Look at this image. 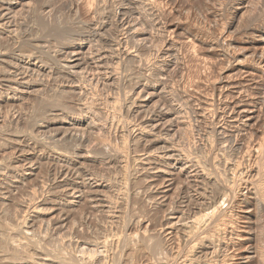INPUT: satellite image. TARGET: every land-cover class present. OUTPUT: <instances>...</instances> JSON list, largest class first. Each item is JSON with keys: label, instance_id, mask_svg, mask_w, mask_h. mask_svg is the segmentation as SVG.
Listing matches in <instances>:
<instances>
[{"label": "rangeland", "instance_id": "rangeland-1", "mask_svg": "<svg viewBox=\"0 0 264 264\" xmlns=\"http://www.w3.org/2000/svg\"><path fill=\"white\" fill-rule=\"evenodd\" d=\"M1 6L0 264H240L251 249L247 264H264V0ZM101 49V71L67 63ZM21 74L30 86L16 94L7 80ZM241 77L256 117L227 141L196 112ZM172 110L180 129L165 124ZM209 213L203 228L182 225Z\"/></svg>", "mask_w": 264, "mask_h": 264}, {"label": "bare ground", "instance_id": "bare-ground-1", "mask_svg": "<svg viewBox=\"0 0 264 264\" xmlns=\"http://www.w3.org/2000/svg\"><path fill=\"white\" fill-rule=\"evenodd\" d=\"M27 3H29V2H27ZM5 6V5H4ZM1 8H2V6H1ZM5 8V7H4ZM13 8V7H12ZM6 9V8H5ZM5 9H3L2 8V11L0 12V22H3V23H12V22H8L9 20H8V17H7V13H6V11L4 12V10ZM11 10V8H8V10ZM89 9H90V7H89ZM88 9V11H90ZM1 10V9H0ZM9 10V11H10ZM87 11V12H88ZM8 12V11H7ZM90 13V12H89ZM12 15V14H11ZM154 17V16H153ZM101 21V20H100ZM126 22V21H125ZM136 22V21H135ZM83 23V22H82ZM125 24V23H124ZM130 24H132V23H130ZM0 25H2V23H0ZM128 26H129V24H128ZM132 27V26H131ZM135 27V26H134ZM126 28V27H125ZM135 28H138V27H135ZM172 28H170L169 27V30L168 31H171L172 32V30H171ZM106 30V29H105ZM138 31V30H137ZM80 32V31H79ZM121 32V31H120ZM141 33V32H140ZM173 37V36H172ZM169 39V38H168ZM167 39V40H168ZM143 40V39H142ZM167 40H166V42H164L165 44H163V45H165L166 46V50H168L169 52L172 50V42H170V41H168L167 42ZM171 41H173V40H171ZM44 44V43H43ZM104 45V44H103ZM93 46V45H92ZM95 46V45H94ZM173 46H174V44H173ZM82 49V48H81ZM111 49V48H110ZM76 51H78V50H75V51H73L72 50V52H71V54H70V56H69V60H68V64H69V66L74 70H79L78 72H80V69H82L81 67L84 65H86V66H89V67H93V62H92V60H94V61H96V63L98 64V67H96V69L98 68V69H100V71H101V68L102 67H105V66H103V64H104V62L106 61V60H108L107 59V54H108V50H104V51H102V49L101 50H99L98 52H97V55H90L91 57H82V58H80V57H77V55H78V53H79V51L78 52H76ZM110 51V50H109ZM62 52V51H61ZM81 52V51H80ZM110 52H112V51H110ZM125 53H128L127 51L125 52ZM4 55V54H3ZM32 55V54H31ZM86 55V54H85ZM84 55V56H85ZM174 55V54H173ZM83 56V55H82ZM110 56V55H109ZM30 58V57H29ZM31 60V59H30ZM13 63V62H12ZM28 63V62H27ZM106 63H108V62H106ZM105 63V64H106ZM236 63L238 64H241V61L239 60V59H236ZM97 64H95V66L97 65ZM109 65V64H108ZM244 65V64H243ZM245 67V66H244ZM84 68V67H83ZM86 68H88V67H86ZM243 68V67H242ZM14 69V68H13ZM17 69V68H16ZM28 69V68H27ZM64 69V68H63ZM67 69V68H66ZM94 69V68H93ZM244 69H246V68H244ZM18 70V69H17ZM72 70V71H73ZM92 70V69H91ZM12 71V70H11ZM65 71V70H64ZM96 71V70H95ZM246 73H248V74H250L251 73V71H249L248 69L247 70H244ZM243 71V72H244ZM8 72V71H7ZM68 72V71H67ZM242 72V71H241ZM12 73V72H11ZM18 73V72H17ZM21 73H23V72H21ZM74 73H75V71H74ZM73 73V74H74ZM76 74V73H75ZM97 74V73H96ZM14 75H15V73H14ZM17 75V74H16ZM19 75V74H18ZM22 75V74H21ZM77 75V74H76ZM80 75V74H79ZM94 77V76H93ZM111 76H109V78H110ZM234 77V76H233ZM7 78V77H6ZM20 78V77H19ZM18 78V79H19ZM22 79H19V80H16V79H10L9 78V80H7V82H10L12 85H14L15 86V88H13L14 90H15V92H16V94L18 93V91L21 93V92H23V90H26L27 88H29V84H28V82L26 81V77H25V74H23L22 75V77H21ZM101 78V77H100ZM112 78H114V77H112ZM170 78V77H169ZM231 78V77H230ZM238 78V77H237ZM240 78V77H239ZM28 80V79H27ZM113 80V79H112ZM230 80V79H229ZM227 80V81H225L224 82V86L222 85V89L220 90L221 92L219 93L220 95H218L219 97L221 96L222 98L219 100V101H222L223 100V102H222V106H218L219 105V101H217V100H215V97H214V99H208V98H206V99H202L201 100V102L199 103V108H198V111L196 112L197 113V115H198V119L201 121V122H205V121H207L208 120V115L209 114H211V116H212V118H210V119H212V121H211V123L212 124H210V125H213V126H211V127H213V132H216L217 134H218V136H223V138L224 139H227V141L228 140H232L233 142H234V136L235 135H233L234 133H239V132H241V131H243V130H246V129H248V128H251V125H252V121L255 119V117H256V115H255V113H256V109L254 108L255 107V105L253 106V104H252V102L251 101H248V100H246V99H243V96H242V89L244 88V83H243V81L244 80H242V77H241V79H237V80ZM4 81V80H3ZM114 81V80H113ZM224 81V80H223ZM8 85H9V83H8ZM74 86V89H76L77 90V86H75V85H73ZM11 87V86H10ZM216 91V90H215ZM219 92V91H218ZM246 92V91H245ZM214 93V92H213ZM15 94V95H16ZM215 94V93H214ZM217 94V93H216ZM213 95V94H212ZM216 96V95H215ZM173 104V103H172ZM167 105V104H166ZM81 106V105H80ZM174 108V107H173ZM167 110V109H166ZM169 110V109H168ZM171 111V110H170ZM170 115V112H167V117ZM177 116V115H175V113L173 112V110H172V119H166V120H168L165 124L169 127V129H170V127H172V130L174 129V128H179V124H180V118L179 117H177L178 118V121H177V119L175 118V117ZM210 116V117H211ZM190 118V117H189ZM183 119V118H182ZM165 120V121H166ZM210 121V120H209ZM185 122V121H184ZM199 123V122H198ZM210 123V122H209ZM95 124V123H94ZM151 125V130H153L152 132H154V129L156 130V128H159L160 126H159V124L160 123H157L156 121H153L152 123H150ZM205 124V123H204ZM88 125V124H87ZM166 125H164L163 127H165ZM208 126H209V124H208ZM87 127V126H86ZM85 127V128H86ZM90 127V126H89ZM162 127V128H163ZM147 128H148V130H149V127H145V129L147 130ZM167 128V127H166ZM183 128V127H182ZM181 128V129H182ZM88 129V128H87ZM160 129V128H159ZM180 129V128H179ZM233 129V130H232ZM183 130H185V128L183 129ZM182 130V131H183ZM212 130V129H211ZM141 131H142V128H141ZM145 131V130H144ZM141 133H143V132H141ZM146 133V132H145ZM149 133V132H148ZM236 134V135H237ZM240 134V133H239ZM248 134V133H247ZM146 135V134H145ZM181 136V135H180ZM201 137V136H200ZM222 138V139H223ZM223 139V140H224ZM198 140V139H197ZM156 143H161V144H166L167 145V139H165V138H161V136H160V138H158V139H156ZM225 143H226V141H225ZM241 145V144H240ZM235 147H238L239 146V144L237 143V144H235L234 145ZM164 147V146H163ZM168 147V146H167ZM169 148V147H168ZM168 148H167V150H168ZM162 149H164V148H162ZM238 149V148H237ZM257 149V148H256ZM164 151V150H163ZM172 151V153H170ZM175 153V154H174ZM167 154L169 155V154H172V159H174L176 162H181V160L183 159L182 157H180V155L179 154H177L176 153V149L174 148V149H172V150H168V152H167ZM83 155V154H82ZM235 155V154H234ZM81 156V155H80ZM163 156H165V155H163ZM231 156V155H230ZM79 157V156H78ZM169 157V156H168ZM186 158V157H185ZM152 159V158H151ZM149 161V160H148ZM159 162V161H158ZM149 163H151V162H149ZM81 164V163H80ZM154 164V163H153ZM153 164H152V166H153ZM192 164V163H191ZM155 166H156V164H155ZM158 166V165H157ZM173 166V165H172ZM194 166V165H193ZM193 166L192 165H188V164H185V166H183V167H181L180 168V170L182 171V172H185V173H188V175L189 174H192L193 176H197V177H199V178H201V179H203V178H205L206 179V174H205V172H202V171H200L199 169H197L196 167V169L194 168L193 169ZM155 168H157V167H155ZM154 168V169H155ZM162 168V167H161ZM241 169V168H240ZM160 170V167H159V169H158V171ZM236 170V169H235ZM180 171V172H181ZM161 173V172H160ZM165 173H168V174H170L169 173V171H166V169H165ZM159 174V173H158ZM223 175V174H222ZM90 177V176H89ZM196 177V178H197ZM64 178V177H63ZM195 178V177H194ZM204 179V180H205ZM173 180L172 179H168V187H170V185H171V182H172ZM213 182H215L214 180H213ZM212 182V183H213ZM198 183V182H197ZM91 184V183H90ZM203 184V183H202ZM230 184V183H229ZM99 185H102V184H97L96 186H99ZM200 185V184H199ZM216 185V184H215ZM93 189V188H92ZM83 192V191H82ZM89 192H91V196H92V198L94 199V200H99V196H100V192H101V190H97V189H94V190H91V191H89ZM74 195V194H73ZM76 196V195H75ZM80 196V195H79ZM257 196V195H256ZM101 197H103V196H101ZM89 198V197H88ZM91 198V197H90ZM69 201V200H68ZM71 201V200H70ZM74 201V200H73ZM78 201V200H77ZM99 202V201H98ZM201 202V201H200ZM210 203V202H209ZM215 211V210H214ZM247 211H249V210H247ZM216 213V212H215ZM197 217V216H196ZM201 217V216H200ZM214 217V213H209V215L208 214H206V217H205V219L202 217V219L201 218H192V220L191 221H186L185 220V218H184V220L186 221V223H185V221H184V224H182L183 226H185V227H190V228H203V226L204 225H206L205 224V222H208L210 219H212ZM64 218V217H63ZM170 220L168 221V223H167V229H168V231H171L173 228H174V226H176V224H178V222L181 220L182 221V219L179 217V216H174V215H172L170 218H169ZM180 221V222H181ZM26 230V229H25ZM210 231V230H209ZM188 232V231H187ZM192 233V232H191ZM190 233V234H191ZM194 233V232H193ZM213 233V232H212ZM188 234H189V232H188ZM188 236V235H187ZM204 237V236H203ZM243 237V236H242ZM241 237V238H242ZM211 238V237H210ZM239 238V237H238ZM241 238H239V239H241ZM245 238H247V237H244V240H245ZM205 239V238H204ZM218 239V238H217ZM243 239V238H242ZM249 239V238H248ZM206 240V239H205ZM211 240V242H212V239H210ZM107 241V240H106ZM201 241H203V240H201ZM210 242V241H209ZM201 244V243H200ZM213 244V243H212ZM83 247V246H82ZM252 247V246H251ZM237 249V248H236ZM235 249V250H236ZM240 249V248H239ZM238 249V250H239ZM250 249V248H249ZM246 250V249H245ZM248 250V249H247ZM255 251H253V249H251V250H248V251H246V252H244L243 254H242V258H241V262H240V264H247V262L246 261H248L247 259H250L251 258V255L253 254V253H255L256 252V249H254ZM242 251V250H241ZM253 256V255H252ZM76 257V256H75ZM234 257H235V255H234ZM239 257V256H238ZM44 261H43V263L44 264H50L49 263V260H48V258H44L43 259ZM236 261H238V260H236ZM191 263V262H190ZM195 263V262H194ZM189 264V263H188Z\"/></svg>", "mask_w": 264, "mask_h": 264}]
</instances>
